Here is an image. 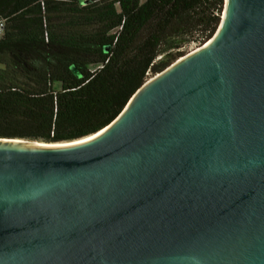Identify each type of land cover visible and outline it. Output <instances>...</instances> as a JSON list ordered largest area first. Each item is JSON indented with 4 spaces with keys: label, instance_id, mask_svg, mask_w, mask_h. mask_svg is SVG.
<instances>
[{
    "label": "water",
    "instance_id": "water-1",
    "mask_svg": "<svg viewBox=\"0 0 264 264\" xmlns=\"http://www.w3.org/2000/svg\"><path fill=\"white\" fill-rule=\"evenodd\" d=\"M99 133L0 138V264H264V0Z\"/></svg>",
    "mask_w": 264,
    "mask_h": 264
},
{
    "label": "trees",
    "instance_id": "trees-1",
    "mask_svg": "<svg viewBox=\"0 0 264 264\" xmlns=\"http://www.w3.org/2000/svg\"><path fill=\"white\" fill-rule=\"evenodd\" d=\"M225 0H0V138L99 133L153 76L217 32Z\"/></svg>",
    "mask_w": 264,
    "mask_h": 264
},
{
    "label": "built area",
    "instance_id": "built-area-1",
    "mask_svg": "<svg viewBox=\"0 0 264 264\" xmlns=\"http://www.w3.org/2000/svg\"><path fill=\"white\" fill-rule=\"evenodd\" d=\"M7 27V21L0 16V39L3 38Z\"/></svg>",
    "mask_w": 264,
    "mask_h": 264
},
{
    "label": "rangeland",
    "instance_id": "rangeland-1",
    "mask_svg": "<svg viewBox=\"0 0 264 264\" xmlns=\"http://www.w3.org/2000/svg\"><path fill=\"white\" fill-rule=\"evenodd\" d=\"M196 48H198V45H196V44H192L191 46L188 47L187 52L189 53V52L193 51V50L196 49ZM152 77H153V75L150 74V75H149V78H152Z\"/></svg>",
    "mask_w": 264,
    "mask_h": 264
},
{
    "label": "bare ground",
    "instance_id": "bare-ground-1",
    "mask_svg": "<svg viewBox=\"0 0 264 264\" xmlns=\"http://www.w3.org/2000/svg\"><path fill=\"white\" fill-rule=\"evenodd\" d=\"M99 134H101V133H99ZM98 134V135H99ZM97 136V135H96ZM91 138H93V137H90L89 139H91ZM88 140V139H87ZM58 145H63V144H55V145H52V146H58Z\"/></svg>",
    "mask_w": 264,
    "mask_h": 264
}]
</instances>
